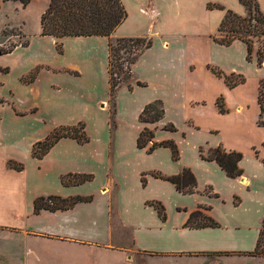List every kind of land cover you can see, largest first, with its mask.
<instances>
[{"label": "crops", "instance_id": "0c3cea01", "mask_svg": "<svg viewBox=\"0 0 264 264\" xmlns=\"http://www.w3.org/2000/svg\"><path fill=\"white\" fill-rule=\"evenodd\" d=\"M218 1L226 9L246 15L238 0ZM49 2L31 0L29 3V8L37 9L39 22ZM257 2L264 13V0ZM151 4L154 5L150 0V7ZM222 11L225 12L221 20L226 13V10ZM119 28L111 39L123 37ZM48 38L55 42V51L57 41L62 44V54L56 51L57 62H39L38 66L43 68L35 80L24 85L25 91L19 93L18 89L12 88L8 78L0 85L1 93L10 99V103L9 100L0 102L3 109L9 110L7 116L11 119H0V234L53 244L54 248L67 253L72 250L73 257L82 253L84 258L88 256V264H182L195 259L206 260L204 264H223V258H255L247 254L256 247L264 217V158L259 154L256 156L258 146L252 147L249 154H243L239 164L243 174L230 178L216 162L203 160L199 149L222 146L227 151H237L234 146L226 144L218 133L215 143L194 147L188 144L186 133L181 135L183 128L174 120L181 105L196 108L200 117L208 113L204 100L194 102L190 99V93L199 89V86L187 82L192 80L188 79L192 75L182 76V72L188 69L190 72L197 69L196 65L191 63L179 68L168 57L166 41L162 43L165 50L160 57L151 54L152 46L133 66L132 89L122 86L117 92L115 128L112 131L108 38ZM225 48H236L239 58L246 64L256 65L255 61H246L244 43L236 41ZM230 56L228 65L232 67L226 69L243 76L235 69V56ZM31 68L21 73L18 86L22 90L23 75L27 76L36 67ZM259 69L264 70V67ZM207 71L210 75L206 77L207 81L214 84L218 77L211 70ZM137 81L146 86H138ZM23 93L28 98L25 101ZM156 100L163 101L165 117L154 125L141 124L140 113L148 103ZM125 101L130 109L127 117L121 114V102ZM237 109L241 111L243 106ZM185 119L187 124L193 125L194 119L188 116ZM79 123L84 125L88 142L81 144L75 139L62 138L43 158L33 157L35 144L56 129L74 127ZM168 125H173L177 132L163 130ZM145 126L154 130V142H175L179 159L174 160L167 147L156 148L150 153L148 148H139L137 140ZM190 129H185L188 136L193 133ZM14 165L21 168L16 169ZM184 169L191 170L196 178L197 187L193 194H184L175 184L154 176L158 173L172 177ZM67 175H89L92 180L81 185L64 186L62 178ZM51 195L93 199L66 211L34 214L35 199ZM97 198L100 199L99 219H90L89 229L85 216L74 222L60 219L61 223L52 225L46 232L27 228L31 216L67 215L80 208L83 210L81 206L94 205ZM152 203L163 207L165 220L160 218ZM201 208L208 209L204 213L218 227L186 226L190 215ZM87 231L94 235L87 236L84 233ZM29 257L30 260L33 258L31 262L19 256L0 254V264H43L36 253H29Z\"/></svg>", "mask_w": 264, "mask_h": 264}, {"label": "rangeland", "instance_id": "374dc122", "mask_svg": "<svg viewBox=\"0 0 264 264\" xmlns=\"http://www.w3.org/2000/svg\"><path fill=\"white\" fill-rule=\"evenodd\" d=\"M0 1V85L4 84V80L8 78V84L12 88L18 89L20 93V91H25L24 85L31 83L30 78L36 77L40 69L43 68V66H38L39 62L55 63V60L58 61L54 47L55 42L51 38L39 35L40 22L36 8H29V4L24 7L20 0ZM121 1L127 12V17L119 28L122 38L152 39L154 50L151 54L157 57H160V53L164 52L162 43L166 41L165 45H168L169 49L167 51L168 57L177 63L179 68L191 63L196 65L197 69L190 72L187 68L188 70L182 72V76L192 75L188 78L192 80L187 82L199 86V89L190 93V99L195 100L194 102L204 100L208 113L206 116L200 117L198 112H195L196 108H186L181 105L179 112L174 115L175 122L183 128L181 135L187 134L185 138L189 141L188 144H192L194 147L196 144L215 143L217 140L215 135L218 133L226 144L234 146L242 154H249L252 147L258 146L256 150L259 156L264 158V125H259L260 108L257 103L260 80L264 79V70L257 68L256 65L246 64L239 58L236 48L230 50L213 42L221 22V16L225 11L213 7L209 8L208 4L217 5L220 4L219 1L151 0L154 3V5L151 4V7L150 0ZM28 44L29 46L25 48L18 47L15 49L14 47L15 45L25 46ZM260 45L261 42H255V51ZM11 48H13L12 52L6 53ZM230 54L235 56V69H238L239 73L245 77L246 83L235 88H229L223 78L215 79L214 84L211 80L207 81L206 77H210L207 70H210V67L223 70L226 76L232 74L226 69L232 67V65H228L231 61ZM121 55L124 58L127 57L123 51ZM30 67L36 68L27 76L26 74L23 75L25 77L20 84L23 87L22 90L18 86L21 73L23 74ZM236 80H238L237 76L233 78V81ZM261 81L264 83V80ZM220 97L223 99V109L225 110L222 114L219 113V108L216 105L217 99ZM22 98L24 101L28 99L24 93ZM6 100H9L10 103V99L1 93L0 87V101L3 103ZM1 102L0 119L11 120L8 119L9 110L6 107L3 109L4 105ZM109 105L112 109L111 102ZM121 105L125 109L121 108V114H124L125 117L130 116L127 101L121 102ZM238 106H243V109L239 111ZM193 115L197 117L194 118ZM186 116L194 119L192 120L194 123L191 121L193 125L187 124ZM187 126L193 130L189 136L185 131ZM203 150L206 153L208 147L204 146ZM189 153L191 152L189 151ZM99 201L100 199L97 198L94 205L81 206L84 207L83 210L80 208L76 212L63 216L61 214L31 216L27 221V228L35 232H46L52 225L61 223L60 219H69L74 222L79 217L85 216L86 228L89 229L90 219H99L97 217L100 211ZM84 233L88 234L87 236L94 235L93 232L89 231ZM29 239L24 241L19 235H14L11 238L0 234V254L19 256L27 262H31L33 258L30 260L29 253H36L42 259L43 264H53L52 261L55 264H88V256L84 258L82 253H76L77 257H73L72 250L67 253L60 248H54L53 244H40L32 238ZM84 249L88 250L86 247ZM205 262L204 259H195L184 263L204 264ZM222 263L264 264V260L223 258Z\"/></svg>", "mask_w": 264, "mask_h": 264}, {"label": "trees", "instance_id": "16d2710c", "mask_svg": "<svg viewBox=\"0 0 264 264\" xmlns=\"http://www.w3.org/2000/svg\"><path fill=\"white\" fill-rule=\"evenodd\" d=\"M23 6H27L31 0H20ZM245 8L246 15L241 16L232 10L226 9L222 5L208 4V7L226 10L223 19L217 29V34L213 38L216 44L229 47L234 42L239 41L246 45L248 63L256 62L261 68L264 64V13L261 11L257 0H238ZM1 5V1H0ZM127 17V12L121 0H50L48 7L40 18L41 36L53 37L57 40L65 37H105L108 38V74L110 85L111 109V130L115 128L116 117V95L122 86L132 89L133 66L140 57L153 46L152 39L148 38H117L111 39L113 33L122 25ZM256 41L261 45L256 49ZM26 46V45H25ZM13 50L11 48L9 53ZM62 44L57 41L56 51L62 54ZM127 55L124 58L121 52ZM4 53V54H6ZM211 72L218 78H223L229 88H235L244 84L245 78L241 75L231 74L230 76L217 69L210 67ZM237 76L238 80L233 81ZM35 79L30 78V82ZM138 86L145 87V83L136 82ZM219 113H224L223 99L220 97L216 102ZM258 105L260 108L259 125H264V83L260 82L258 93ZM165 117V107L162 100H156L148 103L139 115V122L143 125H154ZM163 130L177 132L173 125H168ZM155 132L148 127L141 131L137 145L139 148H148V152L156 148L167 147L171 149L173 159H179V149L175 142L165 141L161 143L154 142ZM62 138H71L84 144L88 142V137L84 131V125L79 123L74 127H62L56 129L45 140L34 145L32 155L37 159L43 158L50 149ZM200 157L206 161L216 162L230 178H238L243 174L239 164L243 154L237 151H227L224 147L218 146L208 148L204 153L203 148L199 149ZM258 157V151H255ZM264 163V160H263ZM14 168L20 169L21 166L14 165ZM175 184L178 191L184 194H193L196 191L197 182L194 174L189 169H184L179 175L165 177L161 174H154ZM92 180L89 175H67L62 178L64 186L81 185ZM145 185V179H143ZM92 197H69L63 198L57 195L41 196L34 201V214L38 215L41 211L57 212L72 209L79 203H88ZM158 211L162 220L166 219L163 207L159 203H152ZM207 208H201L193 212L187 223V227L206 228L218 227V224L204 211ZM247 256L264 259V217L261 223L259 236L255 249Z\"/></svg>", "mask_w": 264, "mask_h": 264}]
</instances>
